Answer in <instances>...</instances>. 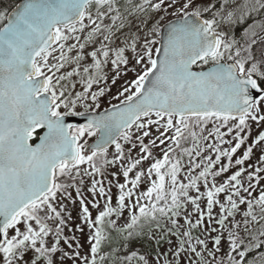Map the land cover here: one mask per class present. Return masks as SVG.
I'll return each instance as SVG.
<instances>
[{
    "label": "snow or ice",
    "instance_id": "1",
    "mask_svg": "<svg viewBox=\"0 0 264 264\" xmlns=\"http://www.w3.org/2000/svg\"><path fill=\"white\" fill-rule=\"evenodd\" d=\"M149 10L175 17V23L168 22L166 42L160 48L155 47L159 41L151 37L160 32L164 16L149 27ZM125 12L128 16L143 13L140 23L147 32L142 43L138 28L130 42L125 40L124 47L113 49L112 37L126 26ZM257 16L264 17V0H209L206 4L199 0H127V4L121 0H25L11 10L0 8V264H64L70 255L60 247L65 219L54 202L58 193L71 197L68 190L74 186L82 197L80 166L85 164L91 169H83V173L93 178L92 195L105 196L108 205L93 219L81 199L83 219L94 229L93 243L89 255L81 256L79 251L72 254L74 262L97 264L99 259V264H107L113 253L101 255V251L105 246L111 247L113 232L127 241L141 235L145 227L149 232L155 227L164 228V236L177 237L172 249L174 258L166 259L164 264H181L185 254L187 264H264V187L256 192L264 180L260 175L264 167L253 165L246 186L241 179L243 168L227 182L216 183V177L228 170L233 155L245 144L246 137L241 134L246 129L250 134L249 121L264 123V19H256ZM105 19L111 24H105ZM236 26H243V43L233 35ZM97 43L99 47L87 54L92 64L83 67V73L88 74L83 77L80 64L86 59L85 48ZM254 47L260 48L259 58L254 55ZM128 49L141 67L120 93L123 107L114 105L115 111L105 109L103 114H93L91 110L100 108V98L105 95L103 88L92 91L93 84L106 79L101 72L109 61L117 68L127 65ZM73 51L75 56L66 54ZM113 51L114 58L110 60ZM197 62L209 67L193 70ZM68 65L74 66L62 71ZM92 69L95 76L91 75ZM74 76L81 77L82 91H74ZM79 104L85 111L77 110ZM72 116L85 117L87 123H66ZM213 118L220 121V126L208 135L215 133L216 140L230 143L223 140L224 133L220 131V127H228L229 133L235 129L237 142L230 149L209 145L217 153L215 159L203 156L208 163L193 175L201 163L193 162L192 155L201 156L199 140L207 139L203 137L204 126ZM229 121L235 123L229 126ZM151 125L174 130L168 137L174 147L147 169L148 177L155 173L158 178L141 194L147 203L141 204L140 197H135L131 206L126 203L134 198L133 189L145 176L140 171L128 181L130 188L118 184V206L111 207L112 197L95 176H103L106 167L125 158L119 141L132 142L133 127L147 137ZM38 130H43V135ZM34 136L40 141L35 146L30 143ZM87 137L97 139L89 144ZM189 138L195 142L193 147H183ZM139 143L145 155L123 171L125 178L142 159L152 156L149 144L143 139ZM112 144L116 156L109 160L108 148ZM151 144L155 146L156 141ZM253 145L261 146L264 152V132L259 133ZM253 145L247 146L243 157L235 161L237 165L251 157ZM177 149L180 155L173 160L169 153H176ZM181 155L189 157L187 183L179 179ZM222 157L227 158L228 166L221 165L214 171ZM61 177L68 178L67 182ZM202 186L206 191H201ZM191 190L197 195H192ZM222 193L227 203L221 201ZM202 199L206 201V213L201 207ZM189 204L196 213L195 220L188 212ZM217 205L219 211L214 216ZM93 207L99 209L100 205L94 202ZM125 208L131 215L119 224ZM181 218L184 224L180 223ZM49 221L57 226L50 227ZM197 228H202L207 236L194 237L192 230ZM225 239L228 251L219 257ZM136 255L133 252L123 259L131 260ZM139 259L148 264L143 256Z\"/></svg>",
    "mask_w": 264,
    "mask_h": 264
},
{
    "label": "rangeland",
    "instance_id": "2",
    "mask_svg": "<svg viewBox=\"0 0 264 264\" xmlns=\"http://www.w3.org/2000/svg\"><path fill=\"white\" fill-rule=\"evenodd\" d=\"M206 3L209 2V0H203ZM122 3L127 4V0H121ZM137 3H142L143 0H135ZM122 12L125 11L124 8L121 9ZM171 10H169L170 12ZM149 14L151 15L152 19L149 20V27L155 22L160 19V16H164V20L160 21V30L162 26L165 24H168L169 21H174L175 17L172 15H168L166 13H154L151 10H149ZM206 14V13H205ZM125 27L119 31L115 32V35L112 37V45L111 47L113 49L117 47H124L125 46V40H128L130 42V37L133 34H137L138 28L141 30L139 31V35L141 37L140 42L143 41V35L145 32H147V29L143 27V25L140 23V18L144 17L143 13H137L136 16H128L127 12H125ZM264 19V17L262 18ZM105 24H111V21L109 19H105ZM119 23V21L117 22ZM237 27V26H236ZM235 27V28H236ZM223 30L227 31V28H224ZM83 35V34H81ZM153 39H156L159 41V33L151 37ZM235 38L237 40H241L243 43L244 38V30L240 31ZM69 44L74 43V41H69ZM159 43V42H158ZM158 43L155 45V47L158 48ZM99 44L96 45H88L85 48V54L86 59L81 62V76L87 77L88 74L83 73L82 69L85 66H90L92 64V60L90 55H87L90 53L94 48H98ZM254 53L256 54V57L259 58L261 55L260 48L254 47ZM69 56H75L76 52L73 51L72 53H66ZM58 55V53H57ZM126 56L128 57V64L123 65L121 64L119 68L113 66L111 62L109 61L108 64L104 65L102 68L101 75L105 76L106 79L101 80L99 84H93L92 91H97L101 88L105 89V95L100 98V108L98 110L92 109V112L97 111H103L105 109H108L110 107H113L114 105H121L123 96L120 95V93L123 91L124 86L128 85L129 82L136 78V72L140 70L141 65L136 64L135 60L133 59V54L130 49L126 51ZM114 58V51L110 56V60ZM155 58V57H154ZM102 59V57H101ZM72 66L74 65H68L66 66V69L62 71H70L72 69ZM201 67L203 69H206L209 67V65H203L200 64L197 69L200 70ZM91 75L95 76V70H91ZM81 77H73L72 81L76 84V87L74 91H82L83 86L80 83ZM113 80H115V83H113ZM124 95H127V93H124ZM116 97H119L117 99ZM78 111H85L82 104L78 105L77 108ZM153 119H156L153 116ZM235 122L229 121V126H232ZM161 125L164 124V121L160 122ZM249 125L251 128L250 134L248 133V130L246 129L244 133L241 135L245 136V144L241 146L237 150V152L232 157V163L230 166H228V160L226 157L221 158V164H218L214 171L219 170L221 165L228 166V170L226 172L221 173V176L216 177V183H223L227 182L228 178L234 174L236 171L240 170L241 168L245 169V172L242 176V180L245 182V186L247 185V174L248 172L253 171V165L264 167V161L261 160V157L264 156V152L261 151V146L259 145H253L254 139L259 135L260 132H264V123L256 124L254 122L249 121ZM220 126V121L213 118L212 121H209L207 125L204 126V132L203 137H207V139L201 138L199 140L200 150L202 152V156L198 157L196 160H193V158L196 156L195 153L192 155V161L201 163V168L195 169L192 173L193 175H196L199 173V171L202 170L203 166L206 165L208 162L206 160H203V156H212L213 159H215V156L217 153L214 151L213 148L208 147L209 145H217L221 149H230L235 145L236 136H235V129L232 133L228 132V127H220L221 133H224L223 140L224 141H230V143H221L219 140L215 139V133H213L212 136H209L208 133L212 131L215 127ZM149 131V136L144 137L142 135V131L137 132L134 128L132 130L133 138L132 142L126 143L123 141V139L120 140V143L122 144L123 148L125 150H128L130 152V156L127 159L118 160L114 165L110 167H106L104 170L106 171V174L96 175L95 179L102 180L103 186L105 188L106 194L110 195L112 197L111 199V207H117L118 201H119V188L118 184H126L127 188H130L131 185L128 183V181L135 178V174L137 172L143 171L145 172V176L141 178L140 184L137 186V188L133 189L134 192V198L132 200H127L126 203L131 206L134 203L135 197H140L141 204L147 203V201L141 196L142 193L146 192L149 187H151V181L152 180H158V178L155 176V173L151 177L147 176V169L151 166L152 163H155L157 159H163V155L166 151H168L170 148L174 147V144L171 140L168 139V137L172 136L174 134V130H166L164 127H158L157 125H151L147 129ZM197 131V134L200 135V128L197 127L195 129ZM161 133H165V135L161 136ZM187 134V132L185 133ZM98 135V134H97ZM159 137V139H157ZM97 137H87V142L90 144L93 142ZM140 139H143L145 144H149L151 151L153 152V156L147 157L146 159H142L141 163L137 165L136 168L132 170L131 173H129V176L125 178L123 176V171L136 159H140L141 156L145 155L142 153L139 141ZM163 139L164 143H160V140ZM155 140L156 144L155 146H152L151 141ZM195 142L189 138L187 142H183V147L192 148L193 144ZM133 144H135V147H133ZM253 145V153L251 157L245 161L243 165H237L235 161L237 159H240L243 157L244 152L247 150V146ZM170 157L174 160L177 155H180V151H177L176 153H169ZM116 156V150L115 147L110 149L108 151V159L112 160ZM81 175L83 177V184L79 185L82 192V197L80 195H77L75 186L70 188L68 191L71 193V197H69L66 193H58L57 194V200L54 202L55 205L58 207V210L61 212L63 218L65 219V225L63 226V233H62V239L60 243V247L65 251L68 252L69 258H67L64 261V264H83L82 260H77L74 262V260L71 258L72 254L79 251L81 256L89 255L90 252V245L93 243L91 238V232L94 231V229L91 228L89 223H86L83 219V209L81 207V199L83 198L87 206L89 207V211L92 214V218L95 219V217L98 215L99 210H102L105 206L108 205V201L106 200L105 196L101 195H92L90 189L92 186V177L84 175L83 169H88L91 171V169L88 168V165H81ZM189 165V157L187 155H181V172L179 174V179L182 182L187 183V175H188V168ZM115 174V175H114ZM261 176H264V172L260 173ZM61 181L67 182L68 178L61 177ZM209 183H212V178L209 177ZM255 183V181H253ZM73 184L75 185V181H73ZM264 187V180L260 181V184L256 187V192L258 193L260 188ZM127 188L125 191H127ZM99 191V186L97 187V192ZM201 191H206L203 186L201 187ZM192 195H197L194 190H191ZM256 193H253L255 195ZM246 195V194H245ZM220 199L223 203H227L225 194H220ZM96 202L100 205V208L97 209L93 207V203ZM201 207L205 209L206 213V201L202 199L201 201ZM244 206L241 205V208ZM219 211V206H214L213 208V215ZM188 212L192 213L191 218L195 220L197 218L196 213L193 211V206L191 204L188 205ZM138 214V212H137ZM131 212L129 211V208H125L123 212V216L118 219L119 224H123L125 220H127L128 217H130ZM113 219H116L115 216L112 217ZM239 219V215L236 217ZM205 226H207V215L205 214ZM50 227L57 226L53 221L48 222ZM164 223V221H162ZM181 224H184L185 221L183 218L180 220ZM212 227H218L215 224L211 225ZM185 227L187 225L185 224ZM82 229V230H81ZM164 228L156 229L155 227L152 228L151 232H149V229L147 227L144 228L143 233L138 236L132 237L130 240H125L122 236L118 235L117 233H112V241H111V247L105 246L102 248L101 255H107L108 253H113V256L109 258L107 261V264H144V261L140 260L139 257L143 256L147 261L148 264H164V261L172 260L174 257L172 255V249L176 247L177 244V237L175 236H164ZM193 236H199L202 239L207 236V233L203 232L202 228H197L192 230ZM212 235H216L215 232L212 233ZM227 234L225 233V236ZM54 236V234H53ZM53 237H49V240H51ZM169 240H171V244H169ZM166 243V244H165ZM208 244L209 247H212V241L211 238L208 237ZM165 245V247L163 246ZM114 249H119L118 252H113ZM228 251V243L227 240H222L221 242V252L218 254L219 257H224L225 253ZM135 252L137 255L132 257L131 260H124L123 257L125 256H131V254ZM60 253H57V260H59ZM159 257V259H158ZM195 259V257H193ZM97 264H99V259ZM181 264H187V255H183L181 257Z\"/></svg>",
    "mask_w": 264,
    "mask_h": 264
},
{
    "label": "water",
    "instance_id": "3",
    "mask_svg": "<svg viewBox=\"0 0 264 264\" xmlns=\"http://www.w3.org/2000/svg\"><path fill=\"white\" fill-rule=\"evenodd\" d=\"M24 2H25V1H24ZM24 2H22V3H20V4L22 5ZM172 22L175 23V20L172 21ZM168 31H169V27H168V24H166L165 26H163V28H162L161 31H160V38H159V45H158V48L161 47V43H162V42H166V37H167ZM161 58H162V52H161ZM200 63H201V62H197L196 65H193V70H196V66H197L198 64H200ZM205 70H207V69H205ZM197 71H198V70H197ZM118 106L123 107V104L118 105ZM107 110H108V111H115L116 109H115L114 107H112V108H109V109H107ZM103 113H104V111H102V112H97V113H93V114H103ZM66 123L75 124V125H81V124H85V123H87V119H86L85 117L72 116V117H68V118H67ZM38 134L43 135V130H38ZM39 142H40V141H39V139H38L36 136H34L33 140L30 141V143H32L33 146H35V144H38ZM93 143H95V142H93ZM93 143H92V144H93ZM114 145H115V144L110 145L109 148H108V150L111 149ZM0 223H2V220H0Z\"/></svg>",
    "mask_w": 264,
    "mask_h": 264
},
{
    "label": "trees",
    "instance_id": "4",
    "mask_svg": "<svg viewBox=\"0 0 264 264\" xmlns=\"http://www.w3.org/2000/svg\"><path fill=\"white\" fill-rule=\"evenodd\" d=\"M23 1L25 0H0V8H9L10 10L13 9L15 7V5L17 4H20L22 3ZM199 2L201 3H204L205 2L203 0H199ZM205 17L207 18L208 17V13L204 14ZM263 17H259L257 16L256 19H262ZM243 26H237L235 29H234V32H233V35L236 36L238 33H240V31H243ZM257 53H254V55H256ZM98 110V109H96ZM187 135V134H185ZM140 144V143H139ZM177 151H179V149H177ZM176 151V152H177ZM152 152V151H151ZM124 153H125V158L124 159H127L129 156H130V152L128 150H125L124 148ZM202 152H201V156H202ZM152 156H153V152H152ZM201 156H195L193 158V160H196L198 157H201ZM106 174V171L104 170V175ZM166 244V243H165ZM165 247V245H163ZM258 254V253H257Z\"/></svg>",
    "mask_w": 264,
    "mask_h": 264
}]
</instances>
